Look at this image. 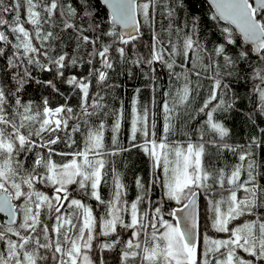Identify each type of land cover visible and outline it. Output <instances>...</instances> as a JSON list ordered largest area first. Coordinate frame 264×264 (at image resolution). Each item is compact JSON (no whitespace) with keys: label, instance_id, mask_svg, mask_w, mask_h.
Masks as SVG:
<instances>
[{"label":"snow or ice","instance_id":"1","mask_svg":"<svg viewBox=\"0 0 264 264\" xmlns=\"http://www.w3.org/2000/svg\"><path fill=\"white\" fill-rule=\"evenodd\" d=\"M259 118L264 0H0V264H264Z\"/></svg>","mask_w":264,"mask_h":264},{"label":"trees","instance_id":"2","mask_svg":"<svg viewBox=\"0 0 264 264\" xmlns=\"http://www.w3.org/2000/svg\"><path fill=\"white\" fill-rule=\"evenodd\" d=\"M213 39H216L213 37ZM211 47V45H209ZM233 51H235L233 49ZM123 80L124 78H120ZM210 82L204 81L205 87L208 86ZM143 79L138 78L134 81H128L125 83V86L121 90H117V95L120 99H123L125 101V108L126 112L125 115L127 117L128 112L130 109L128 108V105L131 102V98L133 95V89L135 87H143ZM251 87L249 84L248 86H240L237 87L236 90L238 94L242 97H245L244 100L238 103L237 108L240 111H234L231 114H227L225 123L226 126L230 128L231 130V137L230 142L231 143H244L250 135L258 134L255 126H252L250 122L246 119V116L244 113L250 111L253 107V105L249 104L247 101L246 93L248 92V89ZM29 95H35L38 96V92H33L32 89H29ZM150 99V92L148 90H144L141 94V102H147ZM159 100V97H157ZM202 102V101H201ZM257 123L264 127V118H259L257 120ZM127 128V124H125V129ZM226 160L229 164L235 163V158L231 154L225 155ZM59 159V158H57ZM261 159H264V153H261ZM116 167L125 174L127 178V182L131 185L133 176L135 174H143L146 176L147 169H148V160L147 157H145L142 153L138 151H133L130 155H125L123 157H116L115 158ZM103 194L106 197V195L109 194V190L107 187L103 189ZM135 196V188L134 186L130 189L129 192V199L134 198ZM109 264H111V258L109 260Z\"/></svg>","mask_w":264,"mask_h":264},{"label":"bare ground","instance_id":"3","mask_svg":"<svg viewBox=\"0 0 264 264\" xmlns=\"http://www.w3.org/2000/svg\"><path fill=\"white\" fill-rule=\"evenodd\" d=\"M107 196V195H106Z\"/></svg>","mask_w":264,"mask_h":264}]
</instances>
